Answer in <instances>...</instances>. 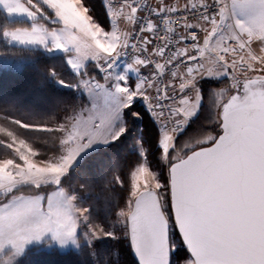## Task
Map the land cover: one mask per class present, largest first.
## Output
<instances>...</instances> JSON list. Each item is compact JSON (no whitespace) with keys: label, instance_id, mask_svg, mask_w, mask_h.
Returning <instances> with one entry per match:
<instances>
[{"label":"snow or ice","instance_id":"obj_1","mask_svg":"<svg viewBox=\"0 0 264 264\" xmlns=\"http://www.w3.org/2000/svg\"><path fill=\"white\" fill-rule=\"evenodd\" d=\"M4 2L25 8L20 0ZM144 2L118 0L111 12L118 23L110 32L94 21L83 0H46L63 25L59 30L41 24L5 29V36L18 42L71 48L73 67L93 59L105 78L83 75L79 84L94 99L68 117V124L30 125L9 118L23 128L65 133L67 147L56 159L38 158L39 149L14 127L0 124V133L9 138L5 143L19 157L0 160V248L11 244L21 252L26 242L49 232L61 244L76 238L78 227L89 221V209L76 203L62 177L90 145L124 134L125 119L144 114L143 100L162 128L159 143L167 178L147 163L139 164L116 210L138 264H264V0H214L211 7L199 0L200 23L189 20L195 0L182 7L162 2L153 11L163 24L151 15L137 24ZM29 3L35 11L27 14L36 16L39 6L35 0ZM179 12L186 13L184 23L173 26L169 14ZM122 18L130 31H120ZM128 45L135 51L128 67L144 73L134 83L112 73L109 63H100L101 57L109 61ZM205 78L223 80L207 89L209 100L214 97L215 128L177 145V135L205 97ZM113 181L125 184L119 175ZM49 182V190H39ZM25 183L34 186L32 194L18 190ZM84 234L90 241L118 235L98 222L88 223Z\"/></svg>","mask_w":264,"mask_h":264},{"label":"trees","instance_id":"obj_2","mask_svg":"<svg viewBox=\"0 0 264 264\" xmlns=\"http://www.w3.org/2000/svg\"><path fill=\"white\" fill-rule=\"evenodd\" d=\"M106 0H83L95 22L109 26ZM46 22V21H45ZM28 19L10 18L0 7V56L23 59L20 68L0 65V124L14 127L18 134L26 138L40 150L38 158L47 159L60 152L61 133L49 129L23 128L15 125L10 117L30 125L59 123L84 104L85 95L79 93V75L72 72L65 53H50L38 47H28L9 43L4 39L5 29L12 27H32ZM55 24H57L55 22ZM88 70L95 75L94 63ZM63 80L65 84L59 82ZM209 80L201 81L205 91L197 114L192 117L177 135L181 141L193 131L208 129L213 120L212 102L207 89ZM144 114L136 123L127 124V131L116 140L86 154L80 163L72 168L64 185L70 183L78 196V202L89 207L92 222L101 223L106 230L117 233L107 236L93 245L84 244L78 250L59 251L33 246L17 252L6 250L0 256V264H138L133 257L125 226L118 220L117 208L127 197L131 172L141 163H147L153 170H159L161 179L167 178V164L162 159L159 143L162 129L151 110L142 100ZM9 138L0 133V158H13L14 151L5 147ZM140 141V146L135 141ZM119 175L125 184L114 183ZM20 192L32 193L33 190Z\"/></svg>","mask_w":264,"mask_h":264},{"label":"rangeland","instance_id":"obj_3","mask_svg":"<svg viewBox=\"0 0 264 264\" xmlns=\"http://www.w3.org/2000/svg\"><path fill=\"white\" fill-rule=\"evenodd\" d=\"M20 2L25 5V8L23 10L18 9L17 6L15 5V3H13V2L5 3L4 0H0V7L6 12L8 17H10V18H18V19H28V20L32 21V23H33L32 26L34 24H41V25L46 26L48 29H57V30H59L60 28L63 27L61 21L56 16L55 10L52 9L46 3V0H35V3L39 6V10H37V15L36 16H30L29 14H27V13H30L31 11H35L33 5L29 3V0H20ZM58 2L63 3V4H70V3H72V0H58ZM152 2L154 4V6L156 8H158V7H160L162 2L164 4H168V5H173V4L174 5H177V4L184 5L186 0H167V1H164V0H152ZM105 4H106L107 14H108V17H109V26L108 27H104L103 25H101V24L100 25L105 29V31H109L110 32L113 29L114 23H118V20L117 21L113 20V17L111 15L112 9L109 7L107 1L105 2ZM55 22L57 24H55ZM119 27H120V31L121 32H125V31H130L131 30L128 21L123 19V18L119 22ZM3 37H4L5 40H7L9 43H12V44L21 45V46H28V47H38V48H42V49H44V50H46L47 52H50V53H65V58H66V61H67L68 65H69V67L71 68L72 72H74V73L79 75V80L83 77V75L85 73L88 76H92V77H95V78L100 79V80H103L105 78V75L100 70L98 62L93 60V59H89L88 61H86V63L83 66H81L80 68L73 67V65L71 63V57H73L75 55V53H74V50L71 49V48H67V49L51 48L50 46L46 47V46H44V45H42V44H40L38 42L37 43L18 42L16 40H12L11 38L5 36L4 33H3ZM260 43L261 42L258 41L257 45H259ZM49 44H51V38H49ZM126 47H121L119 49V54L121 52H123ZM109 55H112V54H109ZM102 59H103V57H101V60ZM121 59H118L116 61V63H115V68H116L115 75L123 74V75H126L127 77H133L135 79V82H136L138 80L139 76H140V73L143 70L138 72L135 68H129L128 65L133 63V62L132 61H126V60H123V59L121 60ZM23 63H24L23 59L6 58V57L0 56V65H2V66H14V67L20 68L23 65ZM90 63H94V68H92L90 71H92V70L94 71L95 70V75L92 74L91 72H89V70L87 68L88 64H90ZM120 63L122 64V67H119ZM79 80H78V83H77V86L79 87V93L85 95V97H86L84 104L79 106L75 111H73L69 115H65L61 119V121L59 123H55V124H53L51 126L58 125L60 123L68 124V120H67L68 117L75 115L76 113L80 112L84 108H87L88 105L93 101L95 94L89 92L88 89H86L83 85H80L79 84ZM207 80H209L211 82H216L219 85L223 83L222 78H211V79L205 78V81H207ZM112 82H114V81H110L109 84L107 85L109 90L113 89V84L114 83H112ZM127 82H128V79H127ZM59 83L62 84L61 82H59ZM209 101H210V103L212 102L211 104L213 106L214 97L212 98V100H209ZM144 104L147 106L146 102H144ZM212 110H213V113H214L215 112L214 107H212ZM197 112H198V110H197ZM197 112L192 117H194L197 114ZM122 119H124L123 115H122ZM136 120H138V119L136 118L135 120H133V119L129 118V121H127V124H132L133 121L136 123ZM125 123H126V119H125ZM119 124H120V122L117 121V126H119ZM214 128H215V125L212 123V124H210L208 129L197 130V131H193V133H188V135H185V137L183 138V140L181 141L180 144H182L185 140L195 139L198 135L202 134L203 132L209 131L210 129H214ZM60 133H61V139H60V149L61 150H60V152H58L57 154L50 155L49 158L42 159V160L56 159V158L60 157L63 154V152H64V150H65V148L67 146L63 143V139H64V136H65V133H63V132H60ZM110 142H112V141H109L108 143L99 142V141L95 142L92 145H90L87 149H85L83 152H81L80 155L77 157V159L73 162V164L69 168L68 172L62 177V184H63V182H65V178L68 175V173L70 172V170L72 168L76 167L86 154L90 153L91 151H94V150L98 149V147H101L103 145H107ZM2 144L5 147H9L7 143H2ZM135 145L136 146H140V141H138V139L135 141ZM13 158L17 159V160L19 159V157L17 156L16 153H15V156ZM3 159H7V158H0V160H3ZM153 171L157 172L159 177L161 178L159 170L156 169V170H153ZM63 186L67 189L69 194H74L76 196L75 189L73 187H71L70 183H66V185L63 184ZM17 187H18L19 191H22V190H25V191L30 190L31 191V190H33L34 186L31 183H25V184L18 185ZM51 187H52L51 182H49L48 184H43L42 183L40 185V189L39 190L40 191H45V190H49ZM23 193L25 195L32 194V193H28V192H23ZM3 195H4L3 192H0V198H2ZM76 203L79 206L88 207V206L78 202V196H76ZM88 209H89V207H88ZM88 223H94V222H92V220L90 218V215H89V221H86V222L82 223L78 227L77 233H76V238L74 240H68L66 243L61 244L54 237L49 240L48 239L49 233H46L45 236L42 237L41 239H33V240H30V241L26 242V244L24 246V249L22 251L27 250L28 248L33 247V246H41V247H44L46 249H57L59 251H68V250H71V249L78 250L84 244H87V245L91 246L94 243H96L98 240L103 239L104 237H107V236L96 237V238H93L90 241L88 236H86L84 234L87 231ZM8 249L9 250H13L15 248L11 244L4 245L2 248H0V256Z\"/></svg>","mask_w":264,"mask_h":264},{"label":"built area","instance_id":"obj_4","mask_svg":"<svg viewBox=\"0 0 264 264\" xmlns=\"http://www.w3.org/2000/svg\"><path fill=\"white\" fill-rule=\"evenodd\" d=\"M106 1L108 2V5L112 10L118 6V0H106ZM207 2L209 3V6L211 7L212 6L211 4L214 2V0H207ZM195 3H196V9L194 10L193 14L189 15V20H191L194 23H200L201 21H200V16H199V0H195ZM172 6L182 7L183 5H179V4L174 5L173 4ZM154 8H156V7L154 6L152 0H145V2L143 4H141L140 7L138 8L137 24L143 23L150 15L152 16L151 18L156 23L163 24V21H161L159 17L155 16V13L153 11ZM184 15H186V13H184V12L169 14V19H170L172 25L178 26L180 24H183L184 23V20H183ZM165 27H167V25H165ZM177 31L183 32L184 30L182 28H177ZM162 35H163V33H162ZM171 36L173 39L176 38L175 33H172ZM134 57H135V51L131 45H128L125 48V50L123 52H121L118 56L110 57L109 61H104V59H102L100 61V63L101 64L109 63L110 65H112L111 72L115 74L116 73L115 63L118 59L122 58L123 60L133 62ZM112 60H114V61H112ZM100 70L105 75V72L101 69V67H100ZM141 74H144L143 71L141 72ZM157 122L160 125L158 120H157ZM160 127H161V125H160Z\"/></svg>","mask_w":264,"mask_h":264},{"label":"water","instance_id":"obj_5","mask_svg":"<svg viewBox=\"0 0 264 264\" xmlns=\"http://www.w3.org/2000/svg\"><path fill=\"white\" fill-rule=\"evenodd\" d=\"M52 238H53V236H52L51 232H49L48 239L50 240V239H52ZM128 238H129V237H128ZM129 243H130V246H131V250H132L133 257L135 258L136 262L138 263V261H137V254H136V252L134 251V248H133V246H132V244H131L130 239H129Z\"/></svg>","mask_w":264,"mask_h":264},{"label":"crops","instance_id":"obj_6","mask_svg":"<svg viewBox=\"0 0 264 264\" xmlns=\"http://www.w3.org/2000/svg\"><path fill=\"white\" fill-rule=\"evenodd\" d=\"M164 1H167V0H164ZM119 67H122V64L120 63L119 64ZM141 74V73H140ZM128 78V82L129 83H134L135 82V79L133 78V77H127ZM112 83H114V82H112ZM145 102V101H144ZM103 146H105V145H103ZM102 147V146H101ZM98 148H100V147H98Z\"/></svg>","mask_w":264,"mask_h":264}]
</instances>
